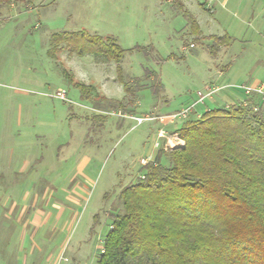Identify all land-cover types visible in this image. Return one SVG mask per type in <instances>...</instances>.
Wrapping results in <instances>:
<instances>
[{
	"label": "rangeland",
	"instance_id": "obj_1",
	"mask_svg": "<svg viewBox=\"0 0 264 264\" xmlns=\"http://www.w3.org/2000/svg\"><path fill=\"white\" fill-rule=\"evenodd\" d=\"M64 31L115 40L126 49L125 79H142L149 70L152 79L159 75V94L146 87L129 103L117 63L55 45L53 35ZM225 33L232 41L211 54L213 37ZM75 82L95 90L84 96ZM257 82L264 85V0L2 5L0 264H97L112 214L121 207V189L143 174L162 146L167 121H173L163 116L194 103L207 86L219 90L196 105L197 114L236 104L245 94L240 87ZM58 90L68 99L54 97ZM145 115L156 118H133ZM183 145V139L166 141L163 151ZM162 162L169 159L162 156Z\"/></svg>",
	"mask_w": 264,
	"mask_h": 264
},
{
	"label": "trees",
	"instance_id": "obj_2",
	"mask_svg": "<svg viewBox=\"0 0 264 264\" xmlns=\"http://www.w3.org/2000/svg\"><path fill=\"white\" fill-rule=\"evenodd\" d=\"M12 1L0 0V7ZM185 14L197 33V21ZM225 40L232 41L228 33L213 37L211 54ZM53 42L67 43L79 55L114 60L118 81L132 96L129 103L146 87L161 90L159 75L152 79L149 70L142 79H125L126 49L115 40L64 31ZM75 86L84 96L95 90L81 82ZM245 96L193 112L177 129L184 145L166 153L158 149L143 174L121 189V207L112 214L97 264H264V100L257 93Z\"/></svg>",
	"mask_w": 264,
	"mask_h": 264
},
{
	"label": "built area",
	"instance_id": "obj_3",
	"mask_svg": "<svg viewBox=\"0 0 264 264\" xmlns=\"http://www.w3.org/2000/svg\"><path fill=\"white\" fill-rule=\"evenodd\" d=\"M240 88L244 90L245 93L250 94V93H257L261 96L262 100H264V86L263 85H242ZM219 90L218 87H213V86H207L206 87V92L203 93L201 91L198 92V99L192 103L191 105L182 108L178 112L165 115L163 118L167 117L170 118V120H186L193 112L194 108L196 105L199 103H203L206 98H211L217 91ZM54 97L62 99V100H67V92L65 90H58L53 94ZM137 120L138 123H142L146 120H152L156 118V116H150V115H145V116H133ZM146 161V159H145ZM101 252H104V246L102 245L100 248ZM62 257H60V260Z\"/></svg>",
	"mask_w": 264,
	"mask_h": 264
},
{
	"label": "crops",
	"instance_id": "obj_4",
	"mask_svg": "<svg viewBox=\"0 0 264 264\" xmlns=\"http://www.w3.org/2000/svg\"><path fill=\"white\" fill-rule=\"evenodd\" d=\"M259 84L263 85V84H261L259 82L255 83V85H259ZM245 95H246V93L244 94V97L242 99H240L239 101L244 100V98L246 97ZM180 125L181 124L173 122V121H167L168 129L166 131L164 129H160V130H164L166 132V134H165V136L163 138V142H162L161 148L164 149V144L166 143V141H167V143H179V142L182 141L181 137L177 133V129H178V127Z\"/></svg>",
	"mask_w": 264,
	"mask_h": 264
}]
</instances>
